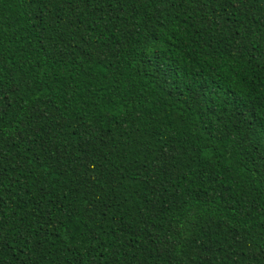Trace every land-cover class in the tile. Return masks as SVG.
Instances as JSON below:
<instances>
[{"label":"trees","instance_id":"16d2710c","mask_svg":"<svg viewBox=\"0 0 264 264\" xmlns=\"http://www.w3.org/2000/svg\"><path fill=\"white\" fill-rule=\"evenodd\" d=\"M0 264H264V0H0Z\"/></svg>","mask_w":264,"mask_h":264}]
</instances>
